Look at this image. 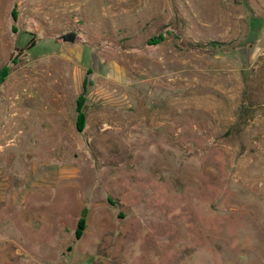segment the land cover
Segmentation results:
<instances>
[{
    "label": "rangeland",
    "instance_id": "374dc122",
    "mask_svg": "<svg viewBox=\"0 0 264 264\" xmlns=\"http://www.w3.org/2000/svg\"><path fill=\"white\" fill-rule=\"evenodd\" d=\"M0 264H264V0H0Z\"/></svg>",
    "mask_w": 264,
    "mask_h": 264
},
{
    "label": "water",
    "instance_id": "95a60500",
    "mask_svg": "<svg viewBox=\"0 0 264 264\" xmlns=\"http://www.w3.org/2000/svg\"><path fill=\"white\" fill-rule=\"evenodd\" d=\"M61 38L64 42L74 43L76 41L77 34L76 33H68V34L63 35Z\"/></svg>",
    "mask_w": 264,
    "mask_h": 264
}]
</instances>
